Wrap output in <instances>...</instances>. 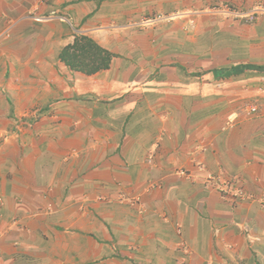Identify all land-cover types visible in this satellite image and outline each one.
Segmentation results:
<instances>
[{"label": "crops", "instance_id": "0c3cea01", "mask_svg": "<svg viewBox=\"0 0 264 264\" xmlns=\"http://www.w3.org/2000/svg\"><path fill=\"white\" fill-rule=\"evenodd\" d=\"M0 264H264V0H0Z\"/></svg>", "mask_w": 264, "mask_h": 264}, {"label": "trees", "instance_id": "16d2710c", "mask_svg": "<svg viewBox=\"0 0 264 264\" xmlns=\"http://www.w3.org/2000/svg\"><path fill=\"white\" fill-rule=\"evenodd\" d=\"M72 69L85 73L106 68L111 59V53L98 45L86 35L75 36L73 42L65 45L58 56Z\"/></svg>", "mask_w": 264, "mask_h": 264}, {"label": "built area", "instance_id": "2783aa9c", "mask_svg": "<svg viewBox=\"0 0 264 264\" xmlns=\"http://www.w3.org/2000/svg\"><path fill=\"white\" fill-rule=\"evenodd\" d=\"M157 18H160V16H157ZM223 189H225V192L233 190L238 196H242V197L246 193L241 186L235 184L230 185L226 183L225 186H223Z\"/></svg>", "mask_w": 264, "mask_h": 264}, {"label": "clouds", "instance_id": "9594fccd", "mask_svg": "<svg viewBox=\"0 0 264 264\" xmlns=\"http://www.w3.org/2000/svg\"><path fill=\"white\" fill-rule=\"evenodd\" d=\"M253 14H254V13H253ZM253 14H248V15H249V17H252V16H253ZM157 19H158V18H157ZM78 35H84V34H75V35L73 36V38H72L71 42H69L68 44L72 43V42H73V39H74V37H75V36H78ZM66 45H67V44H66ZM63 47H64V46H63ZM63 47H62V48H63ZM60 51H61V50H60ZM60 51H59V52H60ZM58 56H59V53H58Z\"/></svg>", "mask_w": 264, "mask_h": 264}]
</instances>
